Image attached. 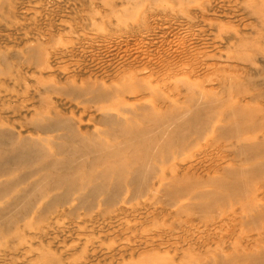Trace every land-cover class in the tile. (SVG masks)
Masks as SVG:
<instances>
[{
  "label": "rangeland",
  "instance_id": "rangeland-1",
  "mask_svg": "<svg viewBox=\"0 0 264 264\" xmlns=\"http://www.w3.org/2000/svg\"><path fill=\"white\" fill-rule=\"evenodd\" d=\"M8 3L0 129L39 140L54 115L85 136L106 116L171 121L112 163L142 160L139 182L92 202L32 196L0 227L13 229L0 264H264V0ZM29 170L0 175V194Z\"/></svg>",
  "mask_w": 264,
  "mask_h": 264
},
{
  "label": "bare ground",
  "instance_id": "bare-ground-1",
  "mask_svg": "<svg viewBox=\"0 0 264 264\" xmlns=\"http://www.w3.org/2000/svg\"><path fill=\"white\" fill-rule=\"evenodd\" d=\"M8 4V0H0V12H5L3 9L7 10ZM103 118V131L91 136L83 135L71 118L56 115L41 123V134L47 136L39 140H23L14 136L12 130L0 129V175L18 167L31 169L21 179L2 184L0 227L12 224L26 207L25 202L34 195L47 194L51 204L59 202L62 196L77 195L83 201L92 202L109 187L121 188L125 180L139 182L142 179V173L147 170L142 160L131 169L112 163L117 158L122 160L129 150L140 155L151 141L161 137L171 118L159 114L147 115L141 121L133 115ZM192 120L201 121L192 117L187 122ZM51 152H58L60 158L47 161ZM99 168H103L102 172ZM113 171L117 172L115 178L111 177ZM84 174L90 176L87 181H83ZM92 178L97 180L89 182ZM12 230L11 227L1 229L0 234ZM55 260L64 262L63 258Z\"/></svg>",
  "mask_w": 264,
  "mask_h": 264
}]
</instances>
